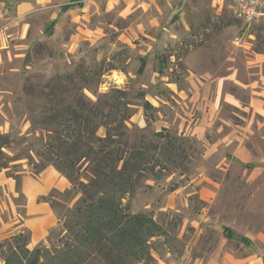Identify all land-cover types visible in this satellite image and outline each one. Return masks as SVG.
<instances>
[{
    "label": "rangeland",
    "instance_id": "374dc122",
    "mask_svg": "<svg viewBox=\"0 0 264 264\" xmlns=\"http://www.w3.org/2000/svg\"><path fill=\"white\" fill-rule=\"evenodd\" d=\"M71 1L0 0V137L10 142L1 156L0 264H29L37 249L38 264L84 257V247L67 251L74 237L64 223L81 194L65 176L68 187L47 195L58 220L46 240L34 247L15 240L30 236L22 228L28 187L50 169L62 175L54 166L37 173L43 140L32 119L43 111L39 92L66 75L87 79L83 93L94 103L124 92L128 151L164 146L154 134L168 129L187 153L123 201L132 214L150 215L162 235L146 237L144 259L128 254L121 264H199L220 249L264 260V19L244 25L233 0H88L62 12ZM94 250L85 264H118V253L111 262Z\"/></svg>",
    "mask_w": 264,
    "mask_h": 264
},
{
    "label": "trees",
    "instance_id": "16d2710c",
    "mask_svg": "<svg viewBox=\"0 0 264 264\" xmlns=\"http://www.w3.org/2000/svg\"><path fill=\"white\" fill-rule=\"evenodd\" d=\"M72 7L73 4H69L62 10L65 12ZM145 62L143 59L141 71ZM81 81L84 84L74 76L55 77L37 95L43 111L32 123L34 129L42 133L43 144L38 152L41 161L35 169L41 173L54 166L73 185L76 195L81 194L74 217L64 223L67 237H74L67 251L79 253L82 247L85 251L84 257L73 259L72 264H85L96 248L111 262L114 253H118L117 261L130 254L144 259L146 237H160L161 227L146 213L132 214L123 201L157 168L166 169L186 158V150L177 145L178 137L163 129L154 136L163 139L164 146L159 141H151L133 144L128 151L123 140L131 114L129 104L119 96L124 92L116 91L118 100L107 96L94 103L83 93L89 81ZM123 105L125 115L122 116ZM146 105L151 107L150 103ZM101 128L106 129L104 136L98 134ZM8 138L0 137V170L7 165L1 163V156L4 155L2 149L10 144ZM51 197L52 194L41 199L49 202ZM227 230V239L232 240V231ZM29 237L31 234H20L15 240L23 238L25 244H29ZM6 243H1L0 247ZM40 251L33 252L35 255L29 264L39 263Z\"/></svg>",
    "mask_w": 264,
    "mask_h": 264
},
{
    "label": "crops",
    "instance_id": "0c3cea01",
    "mask_svg": "<svg viewBox=\"0 0 264 264\" xmlns=\"http://www.w3.org/2000/svg\"><path fill=\"white\" fill-rule=\"evenodd\" d=\"M86 1L88 0H73L70 3L64 4L62 9L69 4H73V7L67 11L72 10L76 6L83 8ZM62 12L64 11L62 10ZM257 108L261 111L263 110V106L260 104L257 105ZM208 120L209 117L205 116L198 126L199 131L206 129ZM5 183L6 178L0 173V185ZM68 183V180L63 175H60L56 170L50 169L38 185L28 187L27 217L24 219L22 228L28 229L31 234L30 247H34L45 241L50 229L57 224L58 220L50 203L42 201L40 198L47 196L54 186L66 188L68 187ZM199 264H264V260L254 255L247 258H236L231 253L220 249L210 259Z\"/></svg>",
    "mask_w": 264,
    "mask_h": 264
},
{
    "label": "built area",
    "instance_id": "2783aa9c",
    "mask_svg": "<svg viewBox=\"0 0 264 264\" xmlns=\"http://www.w3.org/2000/svg\"><path fill=\"white\" fill-rule=\"evenodd\" d=\"M237 18L246 26L264 19V0H233ZM241 38L237 37L236 42Z\"/></svg>",
    "mask_w": 264,
    "mask_h": 264
}]
</instances>
